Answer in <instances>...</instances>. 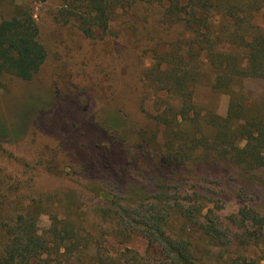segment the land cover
Here are the masks:
<instances>
[{
    "label": "rangeland",
    "instance_id": "1",
    "mask_svg": "<svg viewBox=\"0 0 264 264\" xmlns=\"http://www.w3.org/2000/svg\"><path fill=\"white\" fill-rule=\"evenodd\" d=\"M114 2L109 33L88 39L60 18L58 0H0V21L32 14L47 51L31 81L0 76V254L26 216L52 264H172L166 239L190 243L197 264H264V168L191 142L211 141L214 116L227 119L234 100L244 147L242 121L264 125V77L234 95L196 87L197 123L176 125L175 98L160 93L155 103L144 77L165 67L184 28L138 0ZM254 23L264 26V12ZM163 111L166 123L152 117ZM176 151L189 160L169 158Z\"/></svg>",
    "mask_w": 264,
    "mask_h": 264
},
{
    "label": "trees",
    "instance_id": "2",
    "mask_svg": "<svg viewBox=\"0 0 264 264\" xmlns=\"http://www.w3.org/2000/svg\"><path fill=\"white\" fill-rule=\"evenodd\" d=\"M58 1L62 6L60 18L67 23H75L86 38L96 39L98 34L104 38L109 33L116 0ZM135 1L132 4H136ZM138 2L159 8L161 19H173L181 25L186 38L167 46L169 51L161 61L164 68L145 71V96L149 95V90L152 91L157 103L161 101L158 94L168 93L177 102V106L172 107L173 111L169 110L171 115L163 111L159 116H152L158 122L166 123L168 115L176 125L188 120L197 123L200 113L194 103V92L198 86L206 84L234 95L233 89L241 87L244 82L264 77V26L254 23L256 16L264 12V0ZM46 60L47 51L32 14L23 12L0 21V76L10 75L29 82L41 71ZM214 117L218 120L214 124L215 135L211 141L197 131L202 137L193 139V145L196 148L200 147L199 144L205 149L210 147V154L218 159L233 161L247 170L264 168V125L243 120L237 127L240 135H236L244 138L246 145L240 147L234 137V122L240 120L234 114V100L227 119ZM187 146L178 147V150L183 151ZM180 151L169 155V158H177ZM179 159L183 160L181 163L189 160L182 154L175 160ZM202 205L200 211L204 208ZM17 223L16 229L6 233L9 237L0 254V264H52L46 257L48 244L38 235L35 221L29 225V218L19 216ZM200 231L207 239L216 238L213 229L203 224ZM148 238L151 242L152 237ZM167 240L160 244L172 258V264H197L198 259L190 249V243L180 242L174 248Z\"/></svg>",
    "mask_w": 264,
    "mask_h": 264
}]
</instances>
